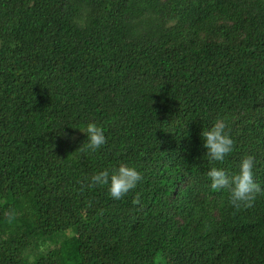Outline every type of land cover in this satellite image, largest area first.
<instances>
[{"label":"trees","instance_id":"obj_1","mask_svg":"<svg viewBox=\"0 0 264 264\" xmlns=\"http://www.w3.org/2000/svg\"><path fill=\"white\" fill-rule=\"evenodd\" d=\"M218 118L250 207L206 176ZM0 264H264V0H0Z\"/></svg>","mask_w":264,"mask_h":264},{"label":"clouds","instance_id":"obj_2","mask_svg":"<svg viewBox=\"0 0 264 264\" xmlns=\"http://www.w3.org/2000/svg\"><path fill=\"white\" fill-rule=\"evenodd\" d=\"M77 128L87 137L82 147L96 151L106 144L105 131L97 123L88 122ZM200 135L203 147L206 149V157L209 163L213 164L206 172L210 187L214 190L227 189L228 202L236 209L242 206H252L255 194L260 190L255 180L254 157L243 156L236 165L235 171L228 172L223 167L215 166L223 162L233 151L234 140L227 131L225 121L218 118L210 127H204ZM141 179L142 173L137 167L122 163L111 170L104 169L94 173L90 178V183L91 185H106L110 197L119 200L129 191L134 190Z\"/></svg>","mask_w":264,"mask_h":264}]
</instances>
